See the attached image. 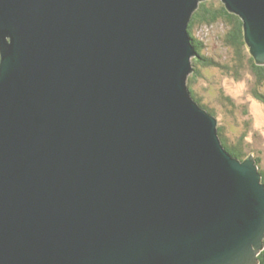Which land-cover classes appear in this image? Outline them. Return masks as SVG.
Here are the masks:
<instances>
[{"label": "water", "instance_id": "95a60500", "mask_svg": "<svg viewBox=\"0 0 264 264\" xmlns=\"http://www.w3.org/2000/svg\"><path fill=\"white\" fill-rule=\"evenodd\" d=\"M201 1L0 0V264L258 263V165L186 84ZM220 1L264 65V0Z\"/></svg>", "mask_w": 264, "mask_h": 264}, {"label": "rangeland", "instance_id": "374dc122", "mask_svg": "<svg viewBox=\"0 0 264 264\" xmlns=\"http://www.w3.org/2000/svg\"><path fill=\"white\" fill-rule=\"evenodd\" d=\"M226 31L222 22L196 28L193 34L204 44L202 54L222 64L230 62L233 52L225 42ZM245 45L248 46L246 42ZM241 68L240 77L234 78L223 68L197 64L192 69L198 74L190 72L186 84L199 102L215 115L226 142L232 146L240 144L245 155L253 153L258 168L264 170V107L250 91L254 81L250 71ZM261 91L264 92V87Z\"/></svg>", "mask_w": 264, "mask_h": 264}, {"label": "trees", "instance_id": "16d2710c", "mask_svg": "<svg viewBox=\"0 0 264 264\" xmlns=\"http://www.w3.org/2000/svg\"><path fill=\"white\" fill-rule=\"evenodd\" d=\"M215 22H222L226 26L227 31L224 34L225 42L227 45H229L233 52L232 60L223 64L217 59H215L214 61L213 57L211 56L207 57L202 54L204 44L193 34L195 32V29L199 26H208ZM188 32L197 50V58H194L192 60L193 68H195L197 64H200L203 67L217 66L220 69L223 68L226 72H228V74H230L234 78H238L241 74V71L239 72V68L242 67L241 69L243 70L246 67V69L250 71L248 73L254 80L253 86H251L250 91L252 95L257 98V101H259L264 107V92L261 91V88L264 87V65L257 64V61L254 59V57L249 54V51H247V47L245 45L244 40L242 20L239 18V16L229 12L224 6V4L219 0H203L199 2L198 7L192 14L188 25ZM194 74H198V71L196 69ZM189 90L197 104H199L200 107L213 114L210 109L206 108L199 102V99L195 96L194 91L190 87ZM217 131L221 139V143L223 144L225 149L234 157L243 160L246 159L247 156L253 154L249 153L245 155L242 149H240V144H236V146L228 144L222 134V129L220 126L217 128ZM259 172L262 175L261 182L264 184V170L259 169ZM257 259V264H264V239L263 249L258 253Z\"/></svg>", "mask_w": 264, "mask_h": 264}, {"label": "clouds", "instance_id": "9594fccd", "mask_svg": "<svg viewBox=\"0 0 264 264\" xmlns=\"http://www.w3.org/2000/svg\"><path fill=\"white\" fill-rule=\"evenodd\" d=\"M191 37V36H190ZM245 40V39H244ZM248 47V46H247ZM248 49H249V47H248ZM249 53H250V51H249ZM251 55V54H250ZM252 56V55H251ZM194 59V57H192L191 58V64H192V60ZM255 59V58H254ZM193 65V64H192ZM260 65V64H259ZM195 100V99H194ZM207 111V110H206ZM208 112V111H207ZM210 113V112H209ZM211 114V113H210ZM211 115H213L214 117H215V115L214 114H211ZM216 118V117H215ZM218 128V127H217ZM218 132V131H217ZM220 141H221V139H220ZM233 156V155H232ZM252 156V155H251ZM234 157V156H233ZM253 157V156H252ZM237 158V157H236ZM238 159V158H237ZM240 160V159H239ZM243 160H245V159H243ZM243 160H241V161H243ZM258 170H259V168H258ZM261 174V173H260ZM261 179H262V175H261Z\"/></svg>", "mask_w": 264, "mask_h": 264}, {"label": "bare ground", "instance_id": "6f19581e", "mask_svg": "<svg viewBox=\"0 0 264 264\" xmlns=\"http://www.w3.org/2000/svg\"><path fill=\"white\" fill-rule=\"evenodd\" d=\"M249 54H250V53H249ZM262 249H263V248H262ZM262 249H261V250H262ZM261 250H259V252H260Z\"/></svg>", "mask_w": 264, "mask_h": 264}]
</instances>
